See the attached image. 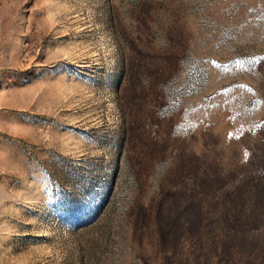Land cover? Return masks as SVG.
I'll use <instances>...</instances> for the list:
<instances>
[{"label": "rangeland", "instance_id": "1", "mask_svg": "<svg viewBox=\"0 0 264 264\" xmlns=\"http://www.w3.org/2000/svg\"><path fill=\"white\" fill-rule=\"evenodd\" d=\"M0 264H264V0H0Z\"/></svg>", "mask_w": 264, "mask_h": 264}, {"label": "trees", "instance_id": "2", "mask_svg": "<svg viewBox=\"0 0 264 264\" xmlns=\"http://www.w3.org/2000/svg\"><path fill=\"white\" fill-rule=\"evenodd\" d=\"M240 200H242V201H245L244 199H240ZM245 214H247V213H245ZM198 219V216L197 217H195V220H197ZM200 220V219H199ZM216 220H217V222L219 223V222H221V216H220V214L217 216V218H216ZM253 221V218H250L249 220H248V222L246 223V225H245V227H248L250 224H252L251 222ZM226 229L229 231V232H232L233 231V234L235 233V231L236 232H243V230H245L244 229V225H242V224H240V225H235V224H233V223H231V221L230 222H228V223H226Z\"/></svg>", "mask_w": 264, "mask_h": 264}]
</instances>
